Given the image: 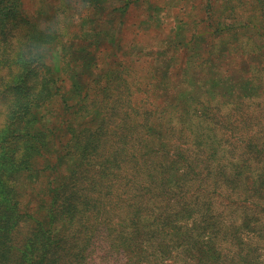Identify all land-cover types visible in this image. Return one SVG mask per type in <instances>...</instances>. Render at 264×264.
<instances>
[{"label":"trees","instance_id":"obj_1","mask_svg":"<svg viewBox=\"0 0 264 264\" xmlns=\"http://www.w3.org/2000/svg\"><path fill=\"white\" fill-rule=\"evenodd\" d=\"M28 4L0 0V264H264V0Z\"/></svg>","mask_w":264,"mask_h":264},{"label":"rangeland","instance_id":"obj_2","mask_svg":"<svg viewBox=\"0 0 264 264\" xmlns=\"http://www.w3.org/2000/svg\"><path fill=\"white\" fill-rule=\"evenodd\" d=\"M47 1H49V0H26V2L29 3L28 5H29L30 8H35L36 6H42ZM51 1H53V0H51ZM87 10H89V9H85L84 8L83 9V13L86 14L87 13ZM129 18H130V28L128 29V34L132 36L133 33L134 34L136 33V31H142V30L136 29V27H135V23H137V20H138V14H137V12L132 11V13L130 14ZM76 29H77V27H76ZM136 37H137V39H141V38L148 39L149 38L147 35H143V34H139V37H138V35Z\"/></svg>","mask_w":264,"mask_h":264}]
</instances>
